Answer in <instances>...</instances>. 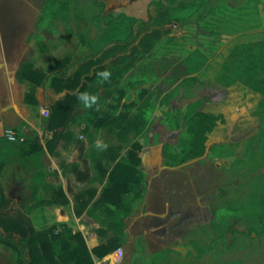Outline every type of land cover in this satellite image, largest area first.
<instances>
[{"label":"trees","instance_id":"16d2710c","mask_svg":"<svg viewBox=\"0 0 264 264\" xmlns=\"http://www.w3.org/2000/svg\"><path fill=\"white\" fill-rule=\"evenodd\" d=\"M94 1L105 8L103 2ZM151 5L155 6L156 13L148 20L125 14H103L102 11L94 16L95 20H104V26L98 38L88 45L92 52L73 62H83L81 72L78 71L74 76H68L65 71L72 65L69 56L56 60L47 70H36L32 62H25L22 72L18 74L19 81L27 87L24 101L30 106L39 105L38 88L46 85L47 80L59 91L76 89L81 83V75L86 72L83 70L89 71L97 64L90 58L102 52L113 54L130 47L131 53L126 57L128 61L140 60L131 66L130 62L127 63V67H133L127 80L151 83V86L140 91L137 103L132 101L127 104L136 103L133 118L139 123L147 122L157 109L168 107L169 112L165 113L166 116L161 122L167 131L178 133L176 138L165 144V166L174 167L195 159L202 163L208 151L214 158H223L229 148L236 153V159L231 166L232 175L235 177H242L249 163L254 167L256 163L264 164V40L234 46L221 71L213 80L204 74L195 75L197 64L190 62L188 55L152 58L147 61L139 57L144 52L150 53L155 40L171 31L166 25L178 23L174 20L176 17H186L187 22L196 24L197 35L221 40L246 29L244 22L248 21L247 8L232 4L231 0H157L151 2ZM49 8H52L49 13L55 21V26L50 24L44 25L45 27L56 30L59 24L68 25L72 13L71 0H46L44 16ZM185 10L190 11L188 16L180 14ZM44 16L39 20L40 24ZM138 35L139 42L133 44ZM197 50L198 47L192 52ZM60 68L65 70L56 72L53 76L52 73ZM237 82L262 95L259 108L254 113L259 121L258 130L246 138L236 140L233 137L227 142L214 143L208 149V134L215 129L218 121L224 122L225 119L223 114L205 111L204 107L210 102L223 101L228 88ZM200 88L210 90L201 95ZM84 91L85 86H81L74 94L68 92L63 99L50 107L51 115L44 121L47 130L56 131L63 127L64 131L73 132L68 118L80 100L79 93ZM179 98L186 100V104L180 108L173 105V101ZM142 148V143L138 141L128 148L127 156L114 166L110 172V182L102 190L101 200L107 196L116 198L132 193V196L120 199V204L118 198L113 200L112 204L117 209L121 204L125 206L120 219L109 225L110 229L115 230L113 237L90 250L83 234L74 231L67 224H54L51 228L38 230L31 224L30 219L21 213L12 216L7 212L9 200L0 185V243L18 254V264H95L93 255L103 257L120 248L126 241L125 218L132 211L135 202L144 200L147 192L146 176L139 168L142 163L139 155ZM43 154V146L35 139L17 143L9 141L5 136L0 137V168L13 157L21 162L24 158H30L39 168ZM253 179L250 188H241L246 186L239 182L229 184L231 192L237 195L233 197L228 196V184L226 187H218L221 200L210 202L212 217L208 224L201 226L204 237L190 240L191 249L187 256L194 260L201 259L205 254L213 253L217 247L221 246L225 250L233 248L241 237L264 234V183L259 176H253ZM37 191L36 186L32 187L33 196ZM205 236L210 240L208 243ZM163 258L165 256L159 253L153 259L158 261ZM223 264L246 262L243 259H235L226 260Z\"/></svg>","mask_w":264,"mask_h":264},{"label":"crops","instance_id":"0c3cea01","mask_svg":"<svg viewBox=\"0 0 264 264\" xmlns=\"http://www.w3.org/2000/svg\"><path fill=\"white\" fill-rule=\"evenodd\" d=\"M99 1L105 5V13L103 14L114 16L125 14L141 20H148L151 15L156 13V8L151 5V2L157 0H149L143 4V8H140L139 0ZM231 3L237 4V6H245L247 8L246 12H249L247 19L251 20L252 16L256 15L259 22L253 26L245 25L246 29L221 39L220 50L213 58L208 56L201 48L195 52H192V50L188 52L186 55L189 56L190 62L197 64L195 75L204 74L208 79L213 80L221 71L222 65L234 46L264 40V0H231ZM153 8H155L154 11ZM186 13H189L188 10L180 14L186 16ZM91 20L92 22L88 23L93 26L94 15L91 16ZM174 24L177 25L178 23ZM97 38L98 36L80 38L73 48L64 53L65 57L69 56L70 61L72 60V65L66 70L60 68L54 71L53 76L56 75V72H63L64 70L68 76H74L78 71L81 72L83 62L79 64L73 62L90 54L92 51L88 45ZM53 39V42L47 40V43L53 49L52 62L48 61L51 56L48 52L41 53L38 58L28 60L32 63L36 61L34 64L36 70L42 69L46 63L51 65L55 60L63 59L64 56H58L55 52L62 45H65L66 39ZM214 39L218 40V38ZM1 53L0 137L4 136L5 129L12 128L24 140H37L43 146L44 154L39 168L30 158H24L21 162L17 160L18 158L13 157L9 163L0 168V185L5 190L9 204L19 206L23 216L34 222H39L38 229H44L52 224H67L74 231L83 234L88 248L92 250L115 235V230L110 229L109 225L120 219L121 213L125 211V206L121 204L120 208L117 209L112 204L113 200L118 198L119 203L123 197L132 196V193H130L116 198L107 196L101 200L102 190L110 182V172L122 158L127 156L128 149L119 148L118 141L121 140V137H117L115 134L95 132L82 135L76 132L75 129H73V132H66L63 127H59L56 131H45L43 120L38 117L33 108L23 99H18L15 96L14 64L7 54ZM130 53L131 50L128 47L113 54L102 52L94 58H90L97 64L92 66L89 71L83 70L86 72L81 75V83L76 89L59 91L55 87L49 86V84L43 85L38 89L40 104L42 105L50 98L49 101L52 102L54 99L55 101L63 99L62 97L68 92L74 94L81 86H85L84 92L89 93L90 96L94 95L95 92L100 94L97 97L98 100L96 99L94 103H99L100 107L103 106L105 101H110L105 100L104 97L109 96L114 90L115 83L111 85V81L118 78L119 74L123 75L122 79L124 81H136L127 80L133 69V67H129L127 71L125 70L128 63L126 57ZM117 58H119L118 61H116ZM40 62L45 64L40 65ZM111 62L115 64L112 69L110 68ZM48 67L43 68V70H47ZM113 69L112 77L110 75L105 79L100 75L105 70ZM261 100L262 95L260 93L237 82L228 88V95L223 101L215 103V108H207V103L204 107L205 111L223 114L225 119L224 122L218 121L215 129L208 134V149L214 143L227 142L228 139L224 138L223 129L226 125H230L231 130L233 126L242 124V121L244 123L252 122L256 126V130L253 132L255 133L258 130L259 121L254 113L259 108ZM74 108L87 109L88 106L79 100ZM157 112L158 109L149 121L159 117ZM77 116L78 122H82L83 126L87 124V121L84 122L82 118H79L82 116L81 114H77ZM71 119L75 121L73 118ZM139 155L142 159L139 168L145 173L147 192L144 200L135 202L132 211L125 218V257L121 262H117L116 249L103 257L93 255L95 264H190L189 260L193 259L187 256L191 249L190 240L204 237V232L199 225L200 216H197L198 220L194 219L191 216L190 209L192 205H195L197 210H200V207L202 211L205 210V193L201 196L198 194L196 198H193L194 202H190L184 196V181L176 180V176L173 181L168 180L165 185L157 183L155 187L150 186L151 179L148 180L147 177L150 175L151 170L155 168L160 171L154 176L159 175L164 169L181 175L183 166L198 161V159L174 167L165 166L161 155V147L160 151H157L153 145L148 149L143 148ZM218 159L220 158H216V160ZM193 183L192 181L194 187ZM170 185L172 186V192H169ZM35 186L38 191L33 196L32 187ZM200 187L205 188V182H202L200 186L198 180L196 188L199 189ZM201 217L204 219L205 216ZM204 224L205 222H202L201 226ZM159 253H167L168 255L164 254L165 258L158 261L151 260V257L154 258ZM195 261H197L196 264H199L200 259Z\"/></svg>","mask_w":264,"mask_h":264},{"label":"rangeland","instance_id":"374dc122","mask_svg":"<svg viewBox=\"0 0 264 264\" xmlns=\"http://www.w3.org/2000/svg\"><path fill=\"white\" fill-rule=\"evenodd\" d=\"M148 1L149 0H139L138 4L141 5L140 8H143V4ZM45 4L46 0H0V52L7 54L8 58L13 61L15 70V96L18 99L24 100L25 93L27 91V87L18 79V74L22 72L23 64L28 62L29 59L38 58L41 53L45 52L51 54L48 61L50 60L52 62L53 49H51V45L47 43V40L52 41L54 40L53 38H56L57 40L60 38L66 39L65 45H62L60 49L55 52L58 56H64V53H66L65 51L73 48L75 43H77L80 38L99 36L100 30L104 26V20L102 19L95 20L93 22V26H90L88 23L92 22L91 16H96L101 11L102 13H105V10L99 6L97 2L94 0H71L72 13L70 15L71 18L68 20V25L64 26L59 24L58 29L56 30L45 27L50 26V24L53 27L55 26V21L49 13L52 8L48 9L45 16L43 15ZM152 10L154 11L155 8ZM188 12L190 13V11ZM189 13H186V16H188ZM43 16L44 20L40 24L39 20L43 18ZM176 18L177 19L174 20L177 21L178 24H167L166 28H169L171 31L164 34L157 41L155 40V45L151 52H144L141 54L139 56L141 59L147 61L149 59L159 57H184L188 52L196 47L201 48L211 58L219 52L221 46V41L219 39L217 40L214 39V37L199 36L197 35L196 24L187 22L186 17L185 19L182 17ZM258 22V16L253 15L251 20L244 22V25L253 26L257 25ZM139 36L140 35H138L134 40V42H136L135 44L139 42ZM65 56L63 58H65ZM139 60L140 59L128 62H130L129 64L131 66ZM39 64L44 65L45 63L40 62ZM113 65L115 66V64H112L111 62V69L113 68ZM47 66L50 65L46 63L43 68L46 69ZM127 69H129V66L126 67L125 70L127 71ZM109 72L112 77L114 69L109 70ZM118 76L119 77L114 81H111V85L115 83L114 90L109 94V96L104 97L105 100L108 99L110 101H105L101 107L98 105L99 103H91V106H88L87 109L74 108L68 118L70 119L68 120L70 127L82 135H86L87 133L93 134L95 132L115 134L117 137H121V140L118 141L120 149H128L135 141H138L142 143L143 148L148 149L153 145L154 149L160 151L161 144L171 134V132L167 131L165 125L161 122V119L166 116L165 113L169 112V108L162 107L161 109H158L157 113L159 114V117H156L152 121H143L142 123L137 122L133 116L136 112V103L139 101L140 91L144 87L151 86V83L140 80L127 82L122 79V74H119ZM46 84L51 86V81L47 80ZM209 90L210 89L207 88H200L199 94H206ZM128 93L133 94V98L130 102L125 100V96ZM94 95L96 97L100 96L98 92H95ZM47 97L50 98L48 95ZM49 100H51V98ZM49 100L44 102L42 105L39 101V105L31 106L33 111L37 113L38 117L41 118L43 122L51 115L50 107L61 99L56 101L54 99L53 102ZM132 101L136 103L127 105ZM218 102L220 101L210 102L206 107L213 109L215 108V103ZM185 104L186 100L181 98L173 101V105L178 108L184 106ZM77 114L82 115L79 118H82L84 122L87 121L86 125L83 126L82 122H78ZM71 118L75 121L71 120ZM241 123L242 124L240 125L238 124L233 126L231 130L230 125H226V127L223 128L225 133L224 138L226 140H230L234 137L237 140L250 135L256 130V126L252 122L244 123V121H242ZM138 129H140V131H137ZM46 130L47 129L45 127V131ZM110 144H112V142H110ZM235 159L236 153H233L230 148L226 150V156L218 160H216V158L208 152L205 155V161L202 163H199V161H193L183 166L181 175L175 172L174 174L172 171L164 169L159 173V175L154 176V174L160 171L158 168H155L151 170L147 179H151L150 186L155 187L157 183L165 185L168 183V180L173 181L176 176V180L180 179L184 181V196L187 197L190 202H194L193 198H196L198 194L201 196L205 193V210L202 211L201 207L200 210H197L195 205H192L193 209H190L191 216H193L194 219L198 220L197 216H200L199 225L201 229L202 222L208 224L212 217L209 206L210 202H219L221 200L220 191L218 189L220 185L226 187L228 184L227 188L230 189L228 196L233 197V195H237H235L234 192H231L232 189L230 185L232 183L239 182L240 184L246 186L241 188H250L253 185V176L261 177L262 182L264 183V164L260 163L262 165H258L259 163H256V166L254 167L252 166V163H249V165L246 166L244 175L238 178L233 176L231 171V166ZM198 180L200 182V186L202 182H205V188H196ZM192 181L194 182V187L192 185ZM169 187V192H172V186L170 185ZM7 212H9L12 216H18L21 213L19 206H13L11 204L8 205ZM201 216H205L204 219ZM30 222L36 229L39 228V222H34L32 220H30ZM53 225L54 224L49 225L44 229L51 228ZM40 227L42 226L40 225ZM209 241L210 240L207 237L206 242L208 243ZM124 245L125 244L123 243L119 248L123 251L122 260L125 257ZM164 254L168 255L167 253ZM152 255L153 254L151 253V256ZM18 259L19 257L16 252L0 243V264H18ZM235 259H243L246 264H264V234L261 236L253 234L251 237L247 238L241 237L239 243L231 249L225 250L221 246L217 247L213 253L205 254L200 259L199 264H223L226 260ZM151 260H153L152 257ZM189 261L190 264L197 263V261L193 259H190Z\"/></svg>","mask_w":264,"mask_h":264},{"label":"built area","instance_id":"2783aa9c","mask_svg":"<svg viewBox=\"0 0 264 264\" xmlns=\"http://www.w3.org/2000/svg\"><path fill=\"white\" fill-rule=\"evenodd\" d=\"M4 136L11 142H22L24 141V138H22L14 129L12 128H7L4 131ZM116 261L117 262H121L122 261V257H123V251L121 249H117L116 253Z\"/></svg>","mask_w":264,"mask_h":264},{"label":"clouds","instance_id":"9594fccd","mask_svg":"<svg viewBox=\"0 0 264 264\" xmlns=\"http://www.w3.org/2000/svg\"><path fill=\"white\" fill-rule=\"evenodd\" d=\"M100 75L104 77L105 79H107L110 76V72L105 70L101 72ZM79 99L83 101L86 104V106L90 107L91 103H94L97 97L95 95L90 96V94L87 92H82V93H79Z\"/></svg>","mask_w":264,"mask_h":264},{"label":"water","instance_id":"95a60500","mask_svg":"<svg viewBox=\"0 0 264 264\" xmlns=\"http://www.w3.org/2000/svg\"><path fill=\"white\" fill-rule=\"evenodd\" d=\"M132 98H133V94L129 93L126 96V101L130 102ZM177 136H178V133L177 132H173L169 137L166 138L165 142L162 144V146H161V155H162L163 161H164V148H165L166 142H169L171 139L176 138Z\"/></svg>","mask_w":264,"mask_h":264},{"label":"flooded vegetation","instance_id":"af4514ba","mask_svg":"<svg viewBox=\"0 0 264 264\" xmlns=\"http://www.w3.org/2000/svg\"><path fill=\"white\" fill-rule=\"evenodd\" d=\"M171 134H172V133H171ZM171 134H170V135H171ZM170 135H169V136H170ZM169 136H168V137H169ZM165 140H166V139H165ZM165 140H164V141H165Z\"/></svg>","mask_w":264,"mask_h":264}]
</instances>
